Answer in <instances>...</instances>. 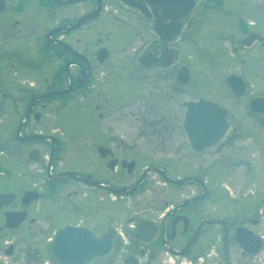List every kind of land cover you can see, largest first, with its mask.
<instances>
[{
	"label": "flooded vegetation",
	"instance_id": "obj_1",
	"mask_svg": "<svg viewBox=\"0 0 264 264\" xmlns=\"http://www.w3.org/2000/svg\"><path fill=\"white\" fill-rule=\"evenodd\" d=\"M68 1L0 0V264H60L53 247L64 246L69 228L112 235L113 256L92 264H264V0H187L194 7L172 45L179 55L153 68L139 61L159 38L138 9L122 0ZM89 25L118 28L117 37L129 27L143 52L131 66L107 68L103 39L89 45L80 35ZM185 43L210 66L239 63L224 76L226 100L209 92L210 74L188 66ZM183 67L189 74L178 81ZM229 74L245 84L235 91ZM53 91L67 93L40 98ZM79 96L85 108L69 121L83 118L93 139L74 158L67 132L42 123ZM200 99L226 108L230 131L216 150L197 153L184 120L187 103ZM72 123L67 131L79 138ZM238 169L243 191L217 187L218 176ZM224 200L232 207L220 215Z\"/></svg>",
	"mask_w": 264,
	"mask_h": 264
},
{
	"label": "water",
	"instance_id": "obj_2",
	"mask_svg": "<svg viewBox=\"0 0 264 264\" xmlns=\"http://www.w3.org/2000/svg\"><path fill=\"white\" fill-rule=\"evenodd\" d=\"M79 0H69L67 3H73ZM126 5L138 9L143 16L152 21L153 31L160 38L158 45L154 46V52L161 51L165 56L161 60H157L151 53L144 55L140 59V65L146 68L157 66H170L173 62V56H176L175 50H171L170 46L174 43L183 26V20L190 13L192 5H188L185 0H122ZM193 4V3H190ZM151 13L155 14V18H152ZM177 13L178 17L172 16ZM87 19H81L78 23L70 28L61 27L56 28L50 34L54 35L61 31L70 32L85 23ZM107 51L100 53V60L104 61L107 58ZM189 74V70L184 67L179 73L178 80L186 78ZM189 80L187 79L186 83ZM227 82L231 84L233 89L238 88L240 79L234 75L227 78ZM238 82V83H237ZM236 91V90H235ZM67 91L59 92L54 91L42 98H50L56 95H64ZM37 101V100H36ZM205 99L198 102L187 103L188 110L185 114L184 131L187 136L189 146L193 150L203 151L212 149L216 150L223 141L228 137L229 127L226 122L227 111L224 107L218 103L211 102L207 105ZM210 107V114L216 117L212 121H205L204 116L208 111L204 108ZM22 126L19 128L21 130ZM195 143V144H193ZM211 150V151H212ZM178 183V182H174ZM137 187V186H136ZM135 187V188H136ZM134 188V189H135ZM118 194H132L127 190L116 191ZM79 229H67V239L64 246L61 249L55 245L53 249L56 251V259L60 264H92L98 260L107 259L114 253V243L112 235H105L101 238H97L91 233H79ZM243 230L239 229L236 233L237 243L241 247H246V243L243 240L245 234L241 233ZM64 232V231H63ZM83 235V238L81 239Z\"/></svg>",
	"mask_w": 264,
	"mask_h": 264
},
{
	"label": "rangeland",
	"instance_id": "obj_3",
	"mask_svg": "<svg viewBox=\"0 0 264 264\" xmlns=\"http://www.w3.org/2000/svg\"><path fill=\"white\" fill-rule=\"evenodd\" d=\"M109 29V30H108ZM118 28H108L103 25H89L84 29L80 35L85 36L84 40L89 43V45H94V42L97 41L98 38L103 39V44L110 50L111 55V63L105 67L113 68V67H122V66H131L133 61L141 55L143 52L144 46L141 44V41L139 39H133L131 36V30L129 27H120L119 32L123 33L122 35H118V37L112 33V31H116ZM180 46V45H179ZM184 57H190L188 59V66L195 68V71L197 73H205L210 74L212 84L210 88V93L215 94L216 97L221 98L223 100H226V94H227V86L225 84V78L224 76L227 74L228 71H234L236 67L239 66V63L232 61L229 62V59L221 58L222 61L218 62L217 64H213L211 66H214V69L211 72V66L208 64L209 60H207V63L204 61H200L197 59V57L194 56V49L191 45H188L185 43V45L182 46ZM133 58V59H132ZM197 61H195V59ZM187 59V58H186ZM228 63V64H227ZM221 73V74H220ZM259 81V79L257 80ZM81 96H79L75 101H68L67 103L60 104L46 116L45 122L42 123V125H51L53 129L61 130L64 132H67L65 135L70 140V146H72L73 150L76 152V155L74 158L79 156V152L81 151V148L86 143H90L93 138H90V134H88V131H85L81 125L83 118L78 117L77 121H69V118L71 115L79 114L77 110L85 108L84 101L80 100ZM63 105H66L67 107L64 108ZM14 116L12 123L16 124L17 121V115L16 113H13ZM12 114V115H13ZM67 122H73L72 125L77 128V132L79 131L80 137L77 138L74 134H70L67 130H69V126L67 125ZM81 127V128H80ZM73 128V127H71ZM42 129V128H41ZM85 131V132H84ZM74 148H78V151ZM74 152V153H75ZM72 154V156L74 155ZM92 150L89 151V156H91ZM231 174V175H230ZM245 174L240 170L231 171L228 172L227 175H223L222 177H217V187L221 188L220 185H228L230 188L229 193L233 192L234 194L238 195L239 191H243L245 188L243 184L245 183ZM254 183V182H253ZM222 189H226L225 187H222ZM160 192V195H158V199H161L164 201V194L162 188L158 190ZM227 192V191H226ZM144 205V203H143ZM223 208H220V212L224 215L226 214V206H229L230 208L232 205H228V200L222 203ZM138 210V209H137ZM231 210V209H230ZM189 264V263H186Z\"/></svg>",
	"mask_w": 264,
	"mask_h": 264
}]
</instances>
